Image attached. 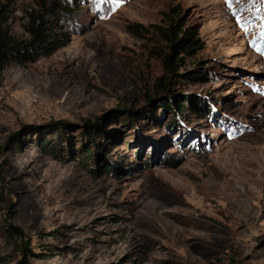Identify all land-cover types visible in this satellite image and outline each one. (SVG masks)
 <instances>
[{"label":"rangeland","instance_id":"rangeland-1","mask_svg":"<svg viewBox=\"0 0 264 264\" xmlns=\"http://www.w3.org/2000/svg\"><path fill=\"white\" fill-rule=\"evenodd\" d=\"M40 8L70 41L0 75V264L10 226L30 264H264V0H0L19 39ZM175 19L202 75L171 85L205 111L159 106ZM96 146L117 172L83 166Z\"/></svg>","mask_w":264,"mask_h":264},{"label":"trees","instance_id":"trees-1","mask_svg":"<svg viewBox=\"0 0 264 264\" xmlns=\"http://www.w3.org/2000/svg\"><path fill=\"white\" fill-rule=\"evenodd\" d=\"M42 14L29 15L28 25L26 31L28 38L19 39L16 37L7 26L6 12L0 9V75L6 65L9 63H17L25 65L26 63L34 61L39 55H49L57 49L66 46L70 41V34L66 32H57L49 26L44 20V13L50 8H40ZM66 9V8H61ZM58 8L54 11L57 13ZM131 32L140 33L145 29L141 24L128 26ZM160 38L166 42L167 51L162 55V67L164 75L157 81V89L162 91V96L159 106L164 112L172 111L173 109H181V105L188 101L193 111H205L198 108L196 99L189 98L176 91L172 87V82L180 79V77L196 81L199 74L192 73L190 70L180 72V68L184 65L186 58L193 57L203 46L202 40L199 37V31L196 25H184L182 19L170 20L166 26H154ZM200 63H197L199 65ZM203 66H197L196 72H199ZM150 100V99H148ZM205 113V112H204ZM58 128V127H57ZM56 128V129H57ZM54 128V130H56ZM85 135L92 139L95 143V130L91 123H85ZM55 131L51 130L50 133ZM51 143L50 138H45L44 145ZM81 158L83 166L88 169L90 173H95L98 170H103L104 173H113L117 170L106 161L103 162L101 168H98L99 149L98 146L86 148L85 154L78 155ZM93 160V162H91ZM176 161H172L175 163ZM6 232L11 237L20 238V258L16 264H30L29 254L34 255L29 244L23 239L24 232L19 226H10ZM43 253V252H42Z\"/></svg>","mask_w":264,"mask_h":264}]
</instances>
